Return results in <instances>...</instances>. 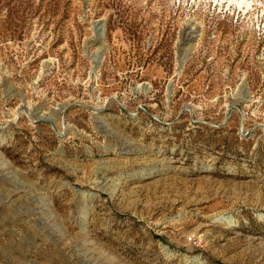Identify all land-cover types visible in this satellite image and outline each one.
I'll use <instances>...</instances> for the list:
<instances>
[{"label":"rangeland","instance_id":"obj_1","mask_svg":"<svg viewBox=\"0 0 264 264\" xmlns=\"http://www.w3.org/2000/svg\"><path fill=\"white\" fill-rule=\"evenodd\" d=\"M0 264H264V0H0Z\"/></svg>","mask_w":264,"mask_h":264},{"label":"water","instance_id":"obj_2","mask_svg":"<svg viewBox=\"0 0 264 264\" xmlns=\"http://www.w3.org/2000/svg\"><path fill=\"white\" fill-rule=\"evenodd\" d=\"M100 25H101V27H104L105 26V21H103Z\"/></svg>","mask_w":264,"mask_h":264}]
</instances>
